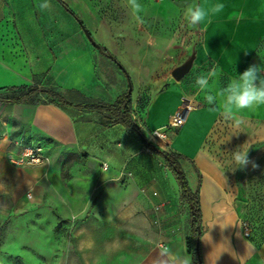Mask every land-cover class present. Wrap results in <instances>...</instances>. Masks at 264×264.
I'll return each mask as SVG.
<instances>
[{
    "label": "rangeland",
    "instance_id": "374dc122",
    "mask_svg": "<svg viewBox=\"0 0 264 264\" xmlns=\"http://www.w3.org/2000/svg\"><path fill=\"white\" fill-rule=\"evenodd\" d=\"M63 1L83 20L94 40L107 47L126 68L133 84L132 96L142 110L156 81L163 77L174 79L173 69L193 53L196 54L193 66L180 80L185 98L179 110L190 102L194 104L190 111L196 106L208 105L203 93L197 91L195 80L213 68L221 72L215 88L226 86L231 78L249 66L258 65L264 70V0H139L145 8L141 14L142 25L136 22L126 0ZM43 2L39 0V4ZM49 3L51 8L43 11L39 8V14L52 37L56 35L58 45L85 43L103 54L69 12L55 0ZM191 3L209 10L208 20L195 28L184 19V10ZM216 3L224 4L219 13L211 12ZM244 5H253L256 10L251 11L249 17L261 23L262 40L258 52L244 68H219L203 52V27L224 17L232 30V20L240 12L231 9L240 10ZM247 14L245 8L243 21ZM107 72L112 76L113 71ZM68 97L78 99L72 95ZM140 118L141 115L136 114L137 122ZM242 118L243 123L235 126L219 116L201 149L200 161L219 180L217 205L221 216L233 213L236 223L249 221L255 225V237L263 238L264 106L254 112L245 111ZM173 128H163L160 137L152 131L151 142L165 149L164 142L158 145L156 140L168 142L169 130ZM2 135L0 128V139ZM29 144L23 138L12 139L8 147L14 149ZM128 144L133 147L132 142ZM242 145L249 149V159L258 167L253 169L248 165L233 172L231 152ZM133 152L131 156L124 150L116 152L112 165L99 156L67 151L59 157L55 168L51 166L53 156L45 149L46 160L42 164L16 165L3 153V161L22 174L9 181L8 191L3 196L0 264H158L156 250L168 247L172 251L173 248L171 240H155L154 234L156 237V233L168 229L170 235L179 236L177 248L173 249L176 258L170 259L169 264H183L184 260L193 264L195 245L187 206L182 203L180 220L167 221L161 215V205L155 204L150 211L141 204L148 190L152 189V194L157 196L155 182L161 175L166 173L169 177L171 174L174 178L175 175L158 155ZM110 166L121 167L113 170ZM141 166L155 170L154 182L146 180L148 177ZM30 183L34 187L31 197ZM177 184L180 187L178 181Z\"/></svg>",
    "mask_w": 264,
    "mask_h": 264
},
{
    "label": "crops",
    "instance_id": "0c3cea01",
    "mask_svg": "<svg viewBox=\"0 0 264 264\" xmlns=\"http://www.w3.org/2000/svg\"><path fill=\"white\" fill-rule=\"evenodd\" d=\"M38 5L39 0H0V87L29 85L38 79L42 80L40 83L44 86L59 88L66 96L80 98L82 94L89 100L109 103L129 88V82L119 67L116 68L113 61L110 62L89 44L58 45L56 35L52 37L51 31L44 25ZM245 8L248 14L243 21ZM231 10L240 12L232 20V30L230 23H225L224 17H220L218 21L206 24L202 33L204 54L215 66L223 69L244 68L247 62L255 58L262 40L261 23L249 17L251 11L256 10L253 5ZM107 70L113 71L112 76ZM148 95L143 110L132 96L131 111L135 122L151 141V132L170 123L185 94L182 82L163 77L156 81L155 88ZM0 105L3 112L0 126L3 134L0 139V211L4 209L3 196L8 191L6 187L9 181L15 175L22 174L18 168L6 164L2 159L3 153L7 157L10 152L17 154L20 151L21 146L9 149L12 139L23 138L30 144L41 142L45 151L53 156L51 166L54 168L58 166L59 157L67 151L99 156L112 165L115 163V153L122 150L129 156L133 151L155 154L145 150L135 133L121 124L111 123L107 114L102 112L55 104ZM213 109L214 106L203 105L189 111L182 126L169 130L168 142L162 139L165 150L182 155L180 162L187 171L191 188L196 190L199 187L202 226H205L200 239L203 264H264V237H255L254 232L252 238H246L240 221L235 222L233 213L221 216L217 205L219 180L201 165V149L220 116L219 111ZM135 113L141 115L139 122ZM128 141L133 143V147ZM192 162L201 174L200 181ZM110 167L117 170L121 166ZM140 168L148 177L147 181L156 180L155 170ZM175 178L171 174L169 177L166 173L161 175L155 182L158 184L157 196L150 189L142 197L144 209L152 211L151 207L159 204L162 207L161 215L167 221L180 220L178 217L181 216L183 202L181 188ZM22 181L25 179L22 178ZM29 191L34 193L31 183ZM154 238L171 240L173 249L177 248L179 241V236L170 235L169 229L156 233V237L154 234ZM173 249L170 259L176 258ZM159 253L157 249V261L161 264Z\"/></svg>",
    "mask_w": 264,
    "mask_h": 264
},
{
    "label": "trees",
    "instance_id": "16d2710c",
    "mask_svg": "<svg viewBox=\"0 0 264 264\" xmlns=\"http://www.w3.org/2000/svg\"><path fill=\"white\" fill-rule=\"evenodd\" d=\"M67 12H69L73 18L78 22L82 31L84 28V22L79 15L74 12L70 6L63 0H56ZM84 32V31H83ZM96 48H99L102 53L111 61H113L119 69L123 72L128 82L130 76L126 68L118 60V58L104 45L96 44ZM44 97L45 100H42ZM0 103L5 104H55L61 107H72L79 110L98 111L107 114V118L111 123L121 124L128 131H131L137 135V137L143 142L145 150L151 151L162 158L169 169L175 175L180 188H181V200L187 206L190 217V231L195 245V258L193 264H199V260L196 252V244L199 242L203 234L202 229V208L200 203V191L199 187L193 190L189 184L187 174L180 162L181 154L175 152H167L165 149H160L153 142L149 141L141 130L140 126L135 122L131 111L132 92L129 88L120 94L113 102L105 101H93L85 98L80 94V98L76 100L70 99L57 87H47L40 83L37 79L33 84H24L17 86H4L0 87ZM158 143H163V140L157 138ZM193 163V162H192ZM194 168L198 172L199 181L201 174L193 163ZM252 224V223H251ZM253 226L254 236L255 225Z\"/></svg>",
    "mask_w": 264,
    "mask_h": 264
},
{
    "label": "clouds",
    "instance_id": "9594fccd",
    "mask_svg": "<svg viewBox=\"0 0 264 264\" xmlns=\"http://www.w3.org/2000/svg\"><path fill=\"white\" fill-rule=\"evenodd\" d=\"M133 17L138 24H143L144 19L141 15L145 8L139 0H126ZM40 10L50 9L49 0H44L39 4ZM224 9V4L216 3L211 12L219 13ZM209 18V10L205 9L198 3L189 4L184 10V19L190 27L203 25ZM264 70L258 65L249 66L243 73L235 75L229 80L226 86L215 88L214 83L219 80L221 72L213 68L206 74L199 75L195 80V86L199 93H203L204 101L211 106L213 110L219 111L225 121H231L235 126L243 123L242 114L254 112L257 108L264 106ZM231 160L234 167L231 171L237 169L243 170L248 165L253 169L258 165L255 161L249 159V149L242 146L231 152ZM76 217L73 216V220ZM159 255L162 257L161 264H168L172 258V253L168 247L160 249ZM183 264H189L187 260Z\"/></svg>",
    "mask_w": 264,
    "mask_h": 264
},
{
    "label": "built area",
    "instance_id": "2783aa9c",
    "mask_svg": "<svg viewBox=\"0 0 264 264\" xmlns=\"http://www.w3.org/2000/svg\"><path fill=\"white\" fill-rule=\"evenodd\" d=\"M192 106H194V104L190 102L185 107L178 110L173 115L170 123L164 126L163 128H167L169 126H182L186 122L187 115ZM163 128L154 130L153 134L159 137L163 136V134L161 133ZM7 157L11 163L16 165L42 164L46 160L44 154V146L41 142L31 143L29 145H22L20 151L17 154L10 152L8 153ZM32 195V191H29V196L31 197ZM240 227L246 238H250L252 236L253 226L249 221L240 220Z\"/></svg>",
    "mask_w": 264,
    "mask_h": 264
},
{
    "label": "water",
    "instance_id": "95a60500",
    "mask_svg": "<svg viewBox=\"0 0 264 264\" xmlns=\"http://www.w3.org/2000/svg\"><path fill=\"white\" fill-rule=\"evenodd\" d=\"M83 31H84V34L86 35V37L89 39V41L94 46H96L97 42L94 40L91 32L88 30V28L85 25H84ZM195 57H196V54L193 53L183 64H181V65H179L173 69L172 76L174 77V79L180 81L191 70L193 63H194V60H195ZM132 90H133V84H132V81L130 78L129 91L132 92ZM196 252H197L199 264H203L199 242L196 244Z\"/></svg>",
    "mask_w": 264,
    "mask_h": 264
}]
</instances>
